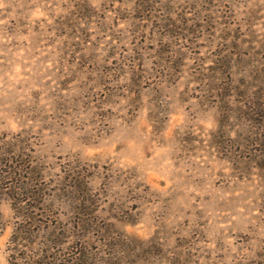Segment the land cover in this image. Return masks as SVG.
Listing matches in <instances>:
<instances>
[{"label": "rangeland", "instance_id": "1", "mask_svg": "<svg viewBox=\"0 0 264 264\" xmlns=\"http://www.w3.org/2000/svg\"><path fill=\"white\" fill-rule=\"evenodd\" d=\"M0 145V264H264V0H0Z\"/></svg>", "mask_w": 264, "mask_h": 264}, {"label": "trees", "instance_id": "2", "mask_svg": "<svg viewBox=\"0 0 264 264\" xmlns=\"http://www.w3.org/2000/svg\"><path fill=\"white\" fill-rule=\"evenodd\" d=\"M23 154L14 146L0 145V204L3 200H8L13 210L19 214L17 226L22 233L19 237H22L23 232L26 231L27 222L33 219L31 214L29 215L26 211L29 201L38 202L37 194L40 190L33 180L35 177L33 168L27 165L28 161L21 159ZM3 227L0 211V232Z\"/></svg>", "mask_w": 264, "mask_h": 264}]
</instances>
